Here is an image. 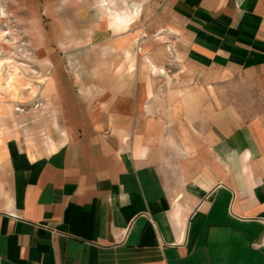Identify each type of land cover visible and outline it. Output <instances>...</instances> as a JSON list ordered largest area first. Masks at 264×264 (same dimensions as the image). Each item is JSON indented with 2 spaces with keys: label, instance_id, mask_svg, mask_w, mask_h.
<instances>
[{
  "label": "crops",
  "instance_id": "0c3cea01",
  "mask_svg": "<svg viewBox=\"0 0 264 264\" xmlns=\"http://www.w3.org/2000/svg\"><path fill=\"white\" fill-rule=\"evenodd\" d=\"M42 5L89 59L0 145V264H264V0Z\"/></svg>",
  "mask_w": 264,
  "mask_h": 264
},
{
  "label": "rangeland",
  "instance_id": "374dc122",
  "mask_svg": "<svg viewBox=\"0 0 264 264\" xmlns=\"http://www.w3.org/2000/svg\"><path fill=\"white\" fill-rule=\"evenodd\" d=\"M42 3L0 0L1 146L11 137L24 146L52 148L51 141L60 144L66 136L57 131L53 97L77 74L80 77L81 72L73 70L71 63L79 67L89 59V55L79 53L81 41L89 39L66 35L58 23L47 18L49 11ZM64 8L71 17L76 7ZM83 8L95 12L93 6ZM114 8L120 7L115 4ZM138 8L131 2L128 12Z\"/></svg>",
  "mask_w": 264,
  "mask_h": 264
}]
</instances>
